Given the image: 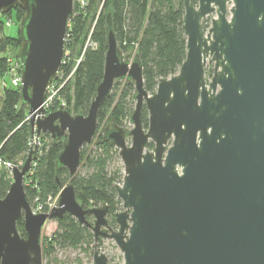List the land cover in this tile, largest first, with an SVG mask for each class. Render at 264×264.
I'll return each mask as SVG.
<instances>
[{
	"label": "water",
	"instance_id": "95a60500",
	"mask_svg": "<svg viewBox=\"0 0 264 264\" xmlns=\"http://www.w3.org/2000/svg\"><path fill=\"white\" fill-rule=\"evenodd\" d=\"M182 6L186 56L176 74L157 80L153 94L144 88L138 56L118 48L107 16L103 77L86 114L59 105L37 117L59 76L74 0H0V18L23 11L19 106L37 141L63 142L56 176L66 170L74 178L81 150L99 135L123 166L122 185H115L121 211L84 208L67 183L49 212L33 214L24 187L35 146L11 167L0 198V264H43L42 231L66 215L92 232L91 264H111L98 249L103 240L115 243L122 264H264V0H182ZM117 83L134 89L128 126L110 122L98 132L99 110Z\"/></svg>",
	"mask_w": 264,
	"mask_h": 264
},
{
	"label": "trees",
	"instance_id": "16d2710c",
	"mask_svg": "<svg viewBox=\"0 0 264 264\" xmlns=\"http://www.w3.org/2000/svg\"><path fill=\"white\" fill-rule=\"evenodd\" d=\"M192 2L195 4L196 0ZM183 14L182 0H88L85 11L79 12L71 22L70 48L72 57H75L74 64L71 59L65 67L66 71L72 70L76 60L84 53L72 77L59 91L60 102L69 110L72 108L75 114H86L95 87L103 77L107 16L110 17L118 48L122 53L133 51L138 56L144 88L153 94L157 80L176 74L185 59L186 39L181 30ZM7 18L6 14L0 18V75L8 68L6 48L15 40L5 32L4 20ZM208 26L206 20L205 27ZM90 30L96 48L83 51ZM19 44L15 48V58ZM15 61L18 62L17 58ZM133 91L131 83L115 84L111 96L99 110L98 132L110 122L127 127L128 118L134 110ZM27 116L25 108L19 106L18 89L4 87L0 107V160L15 165L30 153L32 133L29 122H24ZM142 118L146 129L148 117L145 108ZM38 142L42 148L34 155L31 174L25 180V198L29 205L34 201L43 203L48 197L54 198L59 193V185L71 183L77 200L84 208L106 205L110 213L121 210L122 203L117 197L115 185L121 181L123 174L119 170L112 174L107 171L109 162L113 158L117 160L118 153L102 140L101 135L91 147L81 150L82 168L72 179L66 170H61L57 176L55 173V157L62 150L63 142L54 144L49 136L40 137ZM152 148L149 144V149ZM11 181L8 171L0 172V198L6 195ZM56 223L57 228L50 238L42 239L44 259L56 247L77 249L86 246V252L91 249L94 238L87 227L78 224L69 215ZM17 230L23 237L22 221L17 223Z\"/></svg>",
	"mask_w": 264,
	"mask_h": 264
},
{
	"label": "rangeland",
	"instance_id": "374dc122",
	"mask_svg": "<svg viewBox=\"0 0 264 264\" xmlns=\"http://www.w3.org/2000/svg\"><path fill=\"white\" fill-rule=\"evenodd\" d=\"M6 15L8 18L4 20V25L6 27L5 32L7 35L14 37L15 40L12 41L10 46L6 48V53H5L6 56L5 57H6V61L8 64V68L6 69V71L3 74L0 75V107H1V104L3 101L4 87L15 89L12 85V81L17 76V74L20 75V69L18 68L17 65H15L16 63H18L17 61H15V59H16L15 58V48L19 44L18 34H17L18 33V22H19L20 18L23 16V11L21 9L17 8V9H13L10 12L6 13ZM208 25H209V20H208ZM77 49H78V47L76 48V51H77ZM123 54L124 55L129 54L130 57H132L134 55V52L131 51L128 53H123ZM74 57H75L74 55H73V57L71 55V59H72L73 64H74ZM70 73H71V70L65 71L64 78L62 80H60V79L56 80V84L54 85L52 91L56 92L57 94L54 97V100H53L54 106H52L53 108H51V110H52L51 112L55 111L57 109V107L59 106L58 102L60 103V99H59L60 93L57 92V90L60 87L61 83L65 82V84H66L69 81V79L73 75V74L70 75ZM70 112L72 115L76 113V112L72 111V108H70ZM127 126H128V124H127ZM35 146H36V152L33 153V149ZM41 148H42V144H40V143L33 144L30 146V149H31L30 152L35 155L38 152H40ZM26 157H23L15 165L11 164V166L12 167L13 166L20 167L22 165L23 159H25ZM82 164H83V162H82ZM80 168H82V166H80ZM80 168L78 169L77 172H79ZM4 170L8 171L9 177L11 179V177H12L11 169L7 168L5 166L0 168V172L4 171ZM115 170H119L123 174V166H122V163L118 157V154H117V160L113 158L109 162L108 167H107V171L110 172L111 174ZM122 180H123V177H122L121 181L119 183H117V185L121 186ZM57 195L54 198H56ZM35 204L36 203L34 201V202H32V205H29L31 207V209H33ZM99 206H101V205H98V207ZM56 228H57L56 222H47L43 231H42L41 242H42L43 238H50V236L54 233ZM85 248H86V246H82L81 248H77V249L56 247L54 249L53 253L49 257L44 259L43 264H91L92 263V255H91L92 250L90 249L88 252H86V251H84ZM98 249H99V251L103 252L107 256V258L109 259V262L111 264H122L123 263L122 254L120 253V251L118 250V248L116 247V245L113 241L103 240V241L99 242Z\"/></svg>",
	"mask_w": 264,
	"mask_h": 264
},
{
	"label": "built area",
	"instance_id": "2783aa9c",
	"mask_svg": "<svg viewBox=\"0 0 264 264\" xmlns=\"http://www.w3.org/2000/svg\"><path fill=\"white\" fill-rule=\"evenodd\" d=\"M74 5H76V11L73 10L72 20H73V18L78 16L79 12L85 11V9L88 5V0H74ZM71 22H69L67 24V28H66V33H65V38H64V54H63L62 65H61V68L59 70V76H58L57 80L58 79L62 80L64 78L65 71H66L65 67H67V65L71 62V48H70V43H71L70 35H71V29H72ZM91 35H92V30H90V32L88 34L87 40L84 44V48H83L84 50L83 51H85L86 48H92V49L96 48V44L91 40ZM83 53H82V55H83ZM82 55L78 60H76V62H75L76 64L73 67V69L71 70L70 75H72L74 73L77 64L80 62V60L82 58ZM15 65H17L18 68L20 69L19 63H16ZM55 84H56V80L51 84L49 91H48V94L46 96V99L42 105L43 113L39 114L37 117L47 116L52 111L51 108H53L52 106H54L53 100L57 94L56 92L52 91ZM12 85L15 89H19V87H20V75L17 74V76L12 81ZM64 85H65V82L61 83L57 92H59ZM58 104L64 105L61 102L60 103L58 102ZM24 122H29V116H27L25 118ZM38 141L36 140L35 134H32V136L30 138V146L33 144L39 143ZM30 151H31V149H30ZM3 166L10 168V169L12 167L10 163L0 160V168ZM55 201H56V198L52 199L51 197H48L46 199V201L43 203L36 202L35 206L33 207V209H31V211L33 214H41V213L49 212V210L54 206Z\"/></svg>",
	"mask_w": 264,
	"mask_h": 264
},
{
	"label": "flooded vegetation",
	"instance_id": "af4514ba",
	"mask_svg": "<svg viewBox=\"0 0 264 264\" xmlns=\"http://www.w3.org/2000/svg\"><path fill=\"white\" fill-rule=\"evenodd\" d=\"M16 9H17V8H16ZM211 72H212V70H211ZM110 224H111V223H110ZM111 226H112L114 229L116 228L114 224H113V225L111 224Z\"/></svg>",
	"mask_w": 264,
	"mask_h": 264
}]
</instances>
